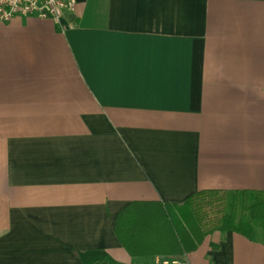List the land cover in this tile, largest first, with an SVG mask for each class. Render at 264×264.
I'll use <instances>...</instances> for the list:
<instances>
[{"label":"crops","instance_id":"1","mask_svg":"<svg viewBox=\"0 0 264 264\" xmlns=\"http://www.w3.org/2000/svg\"><path fill=\"white\" fill-rule=\"evenodd\" d=\"M61 24L0 22V264H155L116 234L131 205L264 192V0H79ZM174 258L264 264V244Z\"/></svg>","mask_w":264,"mask_h":264},{"label":"trees","instance_id":"2","mask_svg":"<svg viewBox=\"0 0 264 264\" xmlns=\"http://www.w3.org/2000/svg\"><path fill=\"white\" fill-rule=\"evenodd\" d=\"M140 206L122 212L115 227L132 257H185L215 232H234L264 244V192H199L182 205L165 204L162 219L136 211Z\"/></svg>","mask_w":264,"mask_h":264},{"label":"built area","instance_id":"3","mask_svg":"<svg viewBox=\"0 0 264 264\" xmlns=\"http://www.w3.org/2000/svg\"><path fill=\"white\" fill-rule=\"evenodd\" d=\"M79 0H0V22L15 18L52 20L61 26L63 13L74 12ZM155 264H188L178 258H156Z\"/></svg>","mask_w":264,"mask_h":264},{"label":"rangeland","instance_id":"4","mask_svg":"<svg viewBox=\"0 0 264 264\" xmlns=\"http://www.w3.org/2000/svg\"><path fill=\"white\" fill-rule=\"evenodd\" d=\"M100 264H106V258L102 257L101 260H100ZM108 264H115V263H112L111 260H109V263ZM136 264H151L149 260H138Z\"/></svg>","mask_w":264,"mask_h":264}]
</instances>
